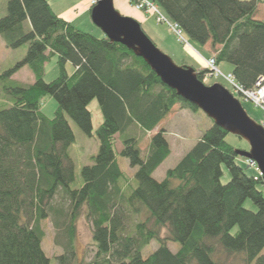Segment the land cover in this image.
<instances>
[{
    "label": "trees",
    "instance_id": "1",
    "mask_svg": "<svg viewBox=\"0 0 264 264\" xmlns=\"http://www.w3.org/2000/svg\"><path fill=\"white\" fill-rule=\"evenodd\" d=\"M152 1L189 38L209 42L216 63H230L239 85L264 82V19L254 16L261 0ZM0 35L8 47L28 44L24 56L0 74L9 100L0 109V264H52L42 245L47 219L62 248L56 263L71 264L82 214L92 224L88 264H264V196L258 188L264 180L248 172L252 167L218 125L164 178L153 176L171 153L161 121L176 104L203 111L164 84L142 57L105 34L78 29L48 0H7ZM52 54L59 73L45 81L44 64ZM23 65L33 73L32 83L10 78ZM196 71L204 81L207 69ZM46 96L57 102L52 117L42 112ZM95 98L102 115L94 129L99 146L73 188L68 148L75 134L68 117L91 135L88 104ZM149 132L142 154L139 143ZM117 151L136 166L134 187ZM222 165L230 173L225 183ZM247 198L255 210L244 206ZM153 239L158 247L143 257L141 249ZM167 240L179 241L180 248L172 252Z\"/></svg>",
    "mask_w": 264,
    "mask_h": 264
},
{
    "label": "rangeland",
    "instance_id": "2",
    "mask_svg": "<svg viewBox=\"0 0 264 264\" xmlns=\"http://www.w3.org/2000/svg\"><path fill=\"white\" fill-rule=\"evenodd\" d=\"M55 11L62 15L64 18L69 19L72 23L83 31L89 32L96 37H102L103 31L96 25L91 19L89 12L90 0H49ZM117 0H113L115 2ZM128 3V0H125ZM134 15H129L120 11L122 14L127 16H135L138 14L131 6ZM87 7L88 10L84 8ZM7 12V0H0V16ZM140 14V13H139ZM148 14V13H146ZM255 18L264 19V0H261L257 4L256 11L254 13ZM142 28L146 34L151 38L155 45L162 50L164 53L169 55L177 65H188L196 69L205 67L204 58L215 54V50L211 47L209 42L206 46L200 45L191 38H189L184 32L183 37L187 42L178 41L176 35L168 28L165 23H158L155 21L154 16H147L142 21ZM28 44L24 43L16 48L8 47L5 45L4 40L0 35V74L14 66L25 54ZM209 50V51H208ZM219 68L223 73L231 72L232 66L228 62H220ZM68 72H71L73 65L70 62L66 63ZM59 73L57 54H52L44 64L43 79L50 81L55 78ZM11 79L22 83L29 84L34 80L33 73L27 65H23L16 70ZM3 77L0 76V109L8 103V97L4 90ZM4 82V83H3ZM205 83L220 82L226 88H228L234 96H236L243 108L246 110L248 115L256 122H261L263 117V111L255 106L251 101L245 100L241 97L231 84V82L222 77H204ZM7 107V106H6ZM57 107L56 100L51 96H46L42 104V112L48 117H52ZM88 108L91 112L92 118V134L88 135L76 124L74 120L68 117V121L75 134V140L71 143L68 148L69 155L71 156L74 163V180L71 183V187H78L82 183L81 167L84 164L91 162V156L94 155L99 146V140L94 133V129L99 125L102 120L101 111L97 99H93L88 104ZM160 128L165 129L166 138L169 141L171 153L163 161L161 166L153 173V176L160 180L164 178L166 170L173 167L183 154L194 144V142L201 136H206L209 130L213 129L217 125L210 120V118L204 112H190L186 109H182L176 104L166 117L161 121ZM222 132V137L232 144L237 149L246 150L249 148V144L246 140L239 137L238 135L232 134L218 127ZM151 132L140 141L139 147L141 153L145 154L149 145ZM117 147H120V142H117ZM117 161L122 170H124L129 176V183L132 187L136 185V179L134 177L136 166H131L126 157L119 154L117 151ZM249 173L253 172L254 168L248 169ZM222 176L221 181L227 182L230 178V173L226 165H222ZM258 188L263 191L264 196V185H258ZM246 208L255 210L256 206L250 198L244 201ZM45 234L43 237L42 245L50 257L52 264L56 263V255L62 251L60 245L54 242L55 229L50 220L43 221ZM167 230L163 228L161 230V236H166ZM92 243V224L84 214H82L77 221V234L75 238L76 247V259L71 264L80 262L81 264H88L94 255V246ZM159 245L156 239L151 240L141 249V255L143 257L148 256L154 251ZM167 245L172 252H176L180 248V242L177 240H167ZM264 253V249L263 252Z\"/></svg>",
    "mask_w": 264,
    "mask_h": 264
},
{
    "label": "water",
    "instance_id": "3",
    "mask_svg": "<svg viewBox=\"0 0 264 264\" xmlns=\"http://www.w3.org/2000/svg\"><path fill=\"white\" fill-rule=\"evenodd\" d=\"M90 15L110 41L120 42L142 57L177 95L196 105L225 131L246 140L249 149L236 148V153L254 160L264 180V126L248 115L228 88L220 82L206 84L197 77L194 67L177 65L155 45L137 19L115 8L113 0H97Z\"/></svg>",
    "mask_w": 264,
    "mask_h": 264
},
{
    "label": "built area",
    "instance_id": "4",
    "mask_svg": "<svg viewBox=\"0 0 264 264\" xmlns=\"http://www.w3.org/2000/svg\"><path fill=\"white\" fill-rule=\"evenodd\" d=\"M128 1L136 10L153 15L156 22L165 23L168 28L176 35L178 41L187 42L183 37V31L180 25L177 22L170 20L160 10L155 2H153L152 0ZM96 2L97 0H91L92 5H94ZM204 60L205 67L207 68L205 77H222L229 80L234 88V91H236L245 100L251 101L255 106L259 107L263 111V117L260 123L264 126V82L262 81V79H259L251 88H244L234 80L231 72L225 74L221 71L219 65L216 63L214 54L210 55L207 58H204ZM245 162L259 172V169L254 160L246 159Z\"/></svg>",
    "mask_w": 264,
    "mask_h": 264
},
{
    "label": "crops",
    "instance_id": "5",
    "mask_svg": "<svg viewBox=\"0 0 264 264\" xmlns=\"http://www.w3.org/2000/svg\"><path fill=\"white\" fill-rule=\"evenodd\" d=\"M49 1V0H48ZM50 2V1H49ZM114 3V6H115V8L116 9H118L119 11H122V12H124V13H127V14H129V15H134V13H132V11H131V9L128 7V5L130 4L129 3V1H128V3H127V1H125V0H117V1H115V2H113ZM50 4L52 5V3L50 2ZM136 12H138V14L137 15H135V16H133L135 19H137L138 21H140L141 23H142V21L144 20V18L145 17H147V16H153V15H150V14H146V13H144V12H142V11H138V10H136L132 5H130ZM52 7H53V5H52ZM87 7L88 6H86L84 9L85 10H88V9H90V7H91V0H90V6H89V8L87 9ZM54 8V7H53ZM55 10V9H54ZM58 13V12H57ZM140 13V14H139ZM59 14V13H58ZM60 15V14H59ZM62 16V15H61ZM63 17V16H62ZM65 19H67V18H65ZM69 20V19H68ZM70 21V20H69ZM72 22V21H71ZM203 46H206V44L205 45H203ZM209 51V50H208ZM163 163V162H162ZM161 163V164H162ZM161 164L156 168V170L155 171H157V169L161 166ZM154 171V172H155Z\"/></svg>",
    "mask_w": 264,
    "mask_h": 264
}]
</instances>
